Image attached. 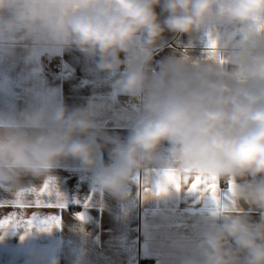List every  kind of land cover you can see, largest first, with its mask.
<instances>
[{"label":"clouds","instance_id":"9594fccd","mask_svg":"<svg viewBox=\"0 0 264 264\" xmlns=\"http://www.w3.org/2000/svg\"><path fill=\"white\" fill-rule=\"evenodd\" d=\"M157 7L167 14L163 21ZM220 24L239 29V45L213 39L209 60L169 59L150 74L165 31L192 36ZM18 41L50 54L75 47L98 57L101 71L119 69L121 53L138 54L141 62L121 92L139 115L129 116L135 124L119 140L108 135L99 119L104 107L94 102L70 109L54 100L19 114L0 111V187L25 188L26 177L46 179L67 159L96 168L111 143L110 162L93 174V189L126 199L139 174L159 165L231 181L235 202L262 213L257 222L226 212L183 264H264V0H0V50ZM165 143L172 159L160 154Z\"/></svg>","mask_w":264,"mask_h":264},{"label":"crops","instance_id":"0c3cea01","mask_svg":"<svg viewBox=\"0 0 264 264\" xmlns=\"http://www.w3.org/2000/svg\"><path fill=\"white\" fill-rule=\"evenodd\" d=\"M156 12L163 21L167 14L160 7ZM213 39L229 46L241 42L239 29L222 24L210 25L192 36L165 31L154 51L150 74L159 71L161 61L169 59L193 65L209 60ZM120 58L123 64L119 69L101 71L98 57L85 55L75 47L50 54L32 49L27 41H18L10 50H0V111L19 114L54 100H62L70 109L94 102L104 107L99 119L105 122L108 135L124 140L135 124L129 116H138L139 109L125 103L128 96L121 87L142 58L124 53ZM112 146L109 143L97 156L96 168L85 169L79 160L67 159L46 179H24L25 188L39 189L51 178L55 191L48 201L57 202L59 193L67 207H0V219L13 212L25 219L36 213L41 221L50 215L60 217V226L50 231L36 226L27 234L23 227L0 231V264H49L53 257L59 259V264H76L80 254L83 264H183L201 234L223 221L228 211L217 212L215 202L189 192L187 186L180 190L169 186L162 195L146 193L145 189L155 191L161 182L165 169L159 165L139 174L136 182L130 184L126 199L93 189L92 176L110 162ZM160 154L172 159L167 143ZM219 182L226 192L227 183ZM15 192L0 187V200L14 199ZM230 207L253 221L261 220L262 213L243 201Z\"/></svg>","mask_w":264,"mask_h":264},{"label":"snow or ice","instance_id":"6c2138e0","mask_svg":"<svg viewBox=\"0 0 264 264\" xmlns=\"http://www.w3.org/2000/svg\"><path fill=\"white\" fill-rule=\"evenodd\" d=\"M215 43L210 42L209 47L215 48ZM210 55H215V53H210ZM190 176L182 175L179 171L175 169L166 170L163 173V179L157 185L155 191L145 189L146 193L152 195H162L166 194L169 186H174L177 190L181 187L187 186L189 192L199 193L202 197L208 198L215 202L217 205L216 211H231L235 204V186L231 181L227 183V191L221 190L219 178L215 176H204L195 175L191 176L192 179L189 181ZM55 191V181L49 178L46 180L42 187L36 188H22L14 193V199L11 200H0V207L11 206L13 208H19L21 210L29 207L37 208H56L63 210L67 207L63 200V197L56 193L59 197L57 202H49L48 197H50ZM29 196L34 198H29ZM87 207V203L85 204ZM79 218L84 220L83 214H80ZM34 226L40 228L42 231H50L53 227L60 226V217L58 215H50L44 220H39L38 215L33 213L30 218L25 219L22 215H17L13 212L8 216L0 219V231L7 232L9 229L15 228H25V234L28 233ZM23 238V237H22Z\"/></svg>","mask_w":264,"mask_h":264},{"label":"built area","instance_id":"2783aa9c","mask_svg":"<svg viewBox=\"0 0 264 264\" xmlns=\"http://www.w3.org/2000/svg\"><path fill=\"white\" fill-rule=\"evenodd\" d=\"M0 78H1V76H0ZM125 103L129 106L130 105L135 106V104H136V102L134 100H132L129 96L125 99ZM221 182L226 183V181H222V180H221Z\"/></svg>","mask_w":264,"mask_h":264}]
</instances>
